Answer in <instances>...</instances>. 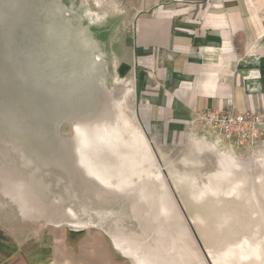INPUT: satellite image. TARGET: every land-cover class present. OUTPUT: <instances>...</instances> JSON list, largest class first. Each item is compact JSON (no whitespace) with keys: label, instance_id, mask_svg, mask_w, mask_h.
<instances>
[{"label":"rangeland","instance_id":"rangeland-1","mask_svg":"<svg viewBox=\"0 0 264 264\" xmlns=\"http://www.w3.org/2000/svg\"><path fill=\"white\" fill-rule=\"evenodd\" d=\"M138 3L0 0V225L32 264H138L137 253L148 264H214L211 253L264 239V143L167 153L138 125L127 85L115 76ZM118 116L129 124L126 138L135 125L143 132L155 162L127 191L87 174L76 138V127L93 136L106 124L123 127ZM126 149L100 160L115 164ZM226 151L239 168L220 184ZM110 210L111 218L100 215Z\"/></svg>","mask_w":264,"mask_h":264},{"label":"crops","instance_id":"crops-1","mask_svg":"<svg viewBox=\"0 0 264 264\" xmlns=\"http://www.w3.org/2000/svg\"><path fill=\"white\" fill-rule=\"evenodd\" d=\"M115 58L136 121L161 152L234 151L201 136L194 120L203 110L264 116V0H139ZM15 247L0 225V264H32Z\"/></svg>","mask_w":264,"mask_h":264},{"label":"bare ground","instance_id":"bare-ground-1","mask_svg":"<svg viewBox=\"0 0 264 264\" xmlns=\"http://www.w3.org/2000/svg\"><path fill=\"white\" fill-rule=\"evenodd\" d=\"M118 120L122 121V118L118 116ZM122 123H123V127L117 126L114 123L109 124V125L106 124L103 127V130L98 131V133L95 134V136L90 135L84 129L80 127H76V138H77V143H78V151L80 153V162L85 168V170L87 171V174L93 176L97 181H99L102 185L106 187L113 188L116 190L127 191V189L133 186L134 177H138L140 180H143L148 175H150V171L146 170V165H149L151 167L155 165V162H154L153 153L151 151V148L146 138L143 136V134H141L137 128H134L132 129L130 135L128 136L129 139L126 138L124 134L127 132V129L125 128L128 127L129 124L124 119ZM119 147H125L127 149H126V152L119 153V158L117 159L115 164H109V163H106L100 160L101 159L100 156L103 155L106 150L112 149V148L117 149ZM16 150H18V148H16ZM211 151L214 152L216 151V149L213 148L211 149ZM23 159L25 160L26 164L30 162V161H26L28 159L24 156H23ZM219 162L222 168V172H220L218 175L219 177L218 183L222 184L224 181L231 182L233 180L232 179L233 173L231 171L233 170V168L238 167V165L232 163L231 161L227 163L226 155H222V154H219ZM156 171L157 172L154 173V175L156 179L159 180V182L161 183L160 187H161V190L163 191L162 188L164 187L165 189V185H163L161 173L159 169ZM147 183L148 182L144 180L143 184L146 185ZM164 194L166 195L167 193H164ZM74 196H75V199L78 197L76 192L74 193ZM252 196H253V201H254V204H253L254 207L255 208L259 207L255 203L256 197H255L254 191H253ZM229 202H232V205H234V207H232L233 212L239 209L237 208L239 205H237L236 203L234 204L235 201L232 200ZM164 203L165 202H163L162 204ZM227 205H228V202H227ZM214 211L217 212L218 209ZM82 212L86 216L90 214L89 213L90 211H88L87 208H83ZM216 212H215V215H216ZM101 213L105 214V216L106 215L108 216V214L111 213V210L109 212H100V215L102 216ZM259 213H261V211ZM118 216H121V215L118 214ZM89 218L91 220L90 215H89ZM108 218H111V216L110 217L108 216ZM241 222L243 221L241 220ZM247 224H255V221L252 220L251 216L247 217ZM248 230L250 229L248 228ZM246 232L247 231L245 228V234H247ZM250 233H252V231H250L249 234ZM236 235L237 233L234 236L236 237ZM242 236H245V235L242 234ZM243 242L241 241L240 243H238L236 246L237 248L235 249L229 248L224 253H215V254L211 253L214 264H234L233 261H237L236 264H242L243 261H250V260H253L256 264H261V262L264 261V239H262V243L261 242L258 243L259 245L252 244L249 241L246 243H243ZM118 246L124 252L130 249L128 244L123 243ZM137 256H138V261H137L138 264H148L143 259V257L142 259L140 258L141 255H139L138 253H137Z\"/></svg>","mask_w":264,"mask_h":264},{"label":"built area","instance_id":"built-area-1","mask_svg":"<svg viewBox=\"0 0 264 264\" xmlns=\"http://www.w3.org/2000/svg\"><path fill=\"white\" fill-rule=\"evenodd\" d=\"M194 125L204 139L251 148L264 143V116L251 110L210 108L197 114Z\"/></svg>","mask_w":264,"mask_h":264}]
</instances>
